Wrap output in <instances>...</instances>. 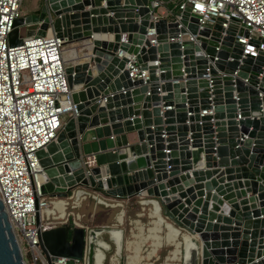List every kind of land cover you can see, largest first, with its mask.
<instances>
[{
	"label": "water",
	"instance_id": "obj_1",
	"mask_svg": "<svg viewBox=\"0 0 264 264\" xmlns=\"http://www.w3.org/2000/svg\"><path fill=\"white\" fill-rule=\"evenodd\" d=\"M41 1L14 21L9 45L36 29L54 32L65 45L91 38L92 46L88 61L65 67L77 115L36 152L43 169L38 183L48 198L42 216L64 220L67 209L85 200L119 209L109 225L38 227L46 262L264 264V74L257 78L263 54L239 63L232 28L219 39L218 19L207 40L210 29H198L189 7L181 20L199 47L168 42L180 32L178 23L150 21L152 0ZM151 28L156 46L146 36ZM123 33L126 42L119 44ZM118 48L148 71L146 84L129 78V58H118ZM88 157H94L89 166ZM144 215L148 222H141ZM35 216L39 226L37 207ZM0 264H25L1 199Z\"/></svg>",
	"mask_w": 264,
	"mask_h": 264
},
{
	"label": "built area",
	"instance_id": "obj_2",
	"mask_svg": "<svg viewBox=\"0 0 264 264\" xmlns=\"http://www.w3.org/2000/svg\"><path fill=\"white\" fill-rule=\"evenodd\" d=\"M23 1L0 0V199L25 264H48L38 246V227L45 231L68 222L85 228L88 225L78 219L73 210L68 209L64 220H45L42 216L43 209L48 206V198L42 194L38 183L37 176L43 169L36 152L55 139L64 123L63 117L76 116L77 110L65 75V67L69 64L66 58L68 48L64 47L60 37L54 32L37 35L35 29L21 44L13 46L8 43L14 21L25 15L21 7ZM174 1L152 0L153 10L150 13L152 22L166 18L167 22L178 23L180 32L177 37H168V42L181 45L184 40H188L200 46L196 36L187 30V22L181 20V13L189 7L190 15L197 20L198 29H210L207 40L211 38L213 24L219 22L218 19H221L219 23L222 27L219 39L225 35V30L232 28V47L236 44L242 49L239 63L245 55L253 60L260 54L264 56V0H181L175 8L168 9L167 2ZM162 7L165 10L159 12ZM240 30L246 33L239 34ZM146 36L151 45H157L154 28L147 29ZM125 42L126 34L123 33L119 44ZM85 43L91 45V38L83 41L82 45ZM115 54L118 58H129L124 68L132 81L147 83L148 71L140 67L133 54H127L119 48ZM227 60L233 58L229 56ZM220 74L222 77L227 75L223 72ZM262 74L264 58L258 80ZM229 76L235 86L237 71ZM250 80L249 75L241 78L245 85ZM257 86L258 83L255 88ZM259 96H262L261 92ZM233 97L236 98L235 90ZM203 114H212V110L200 111V115ZM84 163L92 165L94 157L86 158ZM142 196L143 193L138 192L134 197ZM36 207L41 214L39 226L36 225ZM66 260L65 257H56L51 264H66ZM74 264L84 262L74 260Z\"/></svg>",
	"mask_w": 264,
	"mask_h": 264
},
{
	"label": "rangeland",
	"instance_id": "obj_3",
	"mask_svg": "<svg viewBox=\"0 0 264 264\" xmlns=\"http://www.w3.org/2000/svg\"><path fill=\"white\" fill-rule=\"evenodd\" d=\"M42 1L41 0H24L22 2V10L25 14L27 13H31V11L35 8H37L38 4H40ZM23 34V33H22ZM47 34L50 35L51 34V31L48 30L47 31ZM83 42H76L74 44H67V45H64L65 48H70L72 47L73 45H75V47L77 48V51H78V54H82L85 52V50L83 49V45H82ZM73 60L70 59L69 62H72ZM68 118V115H66L65 117H63V120L65 121L66 119ZM135 209L136 207L133 205V206H129L127 208V212L130 216H133L134 212H135ZM68 210H71V209H68ZM72 211V210H71ZM112 211V219H113V216L114 214H116L119 209H114V210H111ZM74 213L78 212L81 216H82V222L86 223V224H96L99 222V217H101L100 215L98 216V214H95L94 216L92 215H88V212L84 209V205L81 206L80 209L78 210H73ZM102 218V217H101ZM102 219H105L102 218ZM84 220H88V222L84 221ZM150 219H148L146 217V215H144L142 217V220L141 222H148Z\"/></svg>",
	"mask_w": 264,
	"mask_h": 264
},
{
	"label": "crops",
	"instance_id": "obj_4",
	"mask_svg": "<svg viewBox=\"0 0 264 264\" xmlns=\"http://www.w3.org/2000/svg\"><path fill=\"white\" fill-rule=\"evenodd\" d=\"M164 10H165V7H162L158 11L163 12ZM129 138L133 140L134 136L130 134ZM103 200L112 201L111 199H105V198ZM82 205H84V209L88 212V215L94 216L95 214H98V216L100 215L102 218L105 217V219H102L101 217H99L100 219L99 222L96 224H90L91 226L92 225H96V226L109 225L113 222L112 211L110 208H105L102 205L95 204L93 200H85L83 201ZM84 221L88 222V220H84Z\"/></svg>",
	"mask_w": 264,
	"mask_h": 264
},
{
	"label": "bare ground",
	"instance_id": "obj_5",
	"mask_svg": "<svg viewBox=\"0 0 264 264\" xmlns=\"http://www.w3.org/2000/svg\"><path fill=\"white\" fill-rule=\"evenodd\" d=\"M91 45L90 44H84L83 49L85 50L84 53L82 54H78L77 48L75 47V45H73L72 47L67 49V60H76V59H81L83 61H88V59L90 58V54H91ZM158 216V215H157Z\"/></svg>",
	"mask_w": 264,
	"mask_h": 264
},
{
	"label": "trees",
	"instance_id": "obj_6",
	"mask_svg": "<svg viewBox=\"0 0 264 264\" xmlns=\"http://www.w3.org/2000/svg\"><path fill=\"white\" fill-rule=\"evenodd\" d=\"M180 1L181 0H176L174 2H167L166 6H167L168 9L175 8Z\"/></svg>",
	"mask_w": 264,
	"mask_h": 264
}]
</instances>
